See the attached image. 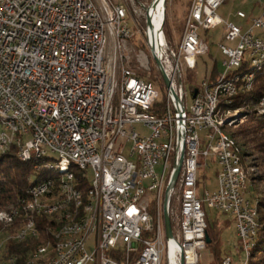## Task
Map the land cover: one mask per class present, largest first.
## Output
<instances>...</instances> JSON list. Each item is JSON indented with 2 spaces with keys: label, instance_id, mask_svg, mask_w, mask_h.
Listing matches in <instances>:
<instances>
[{
  "label": "built area",
  "instance_id": "1",
  "mask_svg": "<svg viewBox=\"0 0 264 264\" xmlns=\"http://www.w3.org/2000/svg\"><path fill=\"white\" fill-rule=\"evenodd\" d=\"M227 1L192 0L177 50L166 37V0L143 5L145 50L132 67L135 31L124 1L0 0V112L22 121L23 157L54 153L64 164L83 162L98 187L92 226L62 249L60 264H201L206 207L233 219L246 264L258 230L254 201L241 161L208 118L224 74L190 89L186 79L210 51L201 32L222 25L223 40L232 44H220L226 70L245 57L264 59V14L245 27L225 22L218 10ZM151 62L157 81L138 73L150 75ZM240 91L243 86L229 88L223 97L234 99ZM9 128L0 124V139ZM205 160L218 166V188L201 194ZM177 188L176 233L168 237L165 211L171 219ZM32 190L44 213L65 217L66 194L57 197L53 186ZM16 212L25 217L22 200ZM16 212L6 223L18 222ZM26 231L33 230L27 225ZM18 236H10L9 246ZM219 264L235 262L227 256Z\"/></svg>",
  "mask_w": 264,
  "mask_h": 264
},
{
  "label": "rangeland",
  "instance_id": "2",
  "mask_svg": "<svg viewBox=\"0 0 264 264\" xmlns=\"http://www.w3.org/2000/svg\"><path fill=\"white\" fill-rule=\"evenodd\" d=\"M124 1L125 5L129 10V24L135 31V36L130 42L131 47V56L133 65L136 61V54H139L141 51L145 50L144 44V12L142 11L143 5H148L151 0H119ZM192 0H166V23L167 30L169 32L170 42L169 46L177 50L179 42L183 36L185 29V19L187 17L190 2ZM238 12H243L248 16V20H242L238 17ZM264 14V0H229L223 4L218 10V15L225 21L232 23L237 26L245 27L249 23V19L259 18ZM166 31V29H165ZM225 34L224 26H220L214 30L209 31L208 33L201 32V35L206 39L209 44L210 51L207 55L202 56L198 59L197 69L195 71H188L186 73L187 85L188 88H194L200 84L203 80L208 78L210 75L212 79H216L218 76L223 75L226 71L223 63L225 61V56L220 52V44L225 43L227 45H232L231 43L223 40ZM167 37V34H166ZM168 40V38H167ZM234 45V44H233ZM249 57H246V60H249ZM135 60V61H134ZM152 61V60H151ZM216 66L217 71L213 70ZM251 66V65H250ZM137 69V68H136ZM142 70H138V73L142 74L144 77L152 79L153 81L158 80V72L156 65L151 62V72L150 75L142 73ZM243 76V75H242ZM221 77H219L220 81ZM252 83L249 87V92L252 91L255 86V76L251 79ZM248 91H240L243 93ZM238 96V95H237ZM236 96V97H237ZM236 97L232 100L230 106H227V116L228 120L232 122V126L227 128L229 134L235 136V134L245 127L247 116L250 112H254L256 116H264V95L258 100V102L249 108L241 105V107L232 109L231 105H234ZM230 112V113H229ZM136 130L142 135H148V130L143 127L141 124L135 125ZM253 138V137H252ZM235 139L244 154V162L249 173V198L257 203L264 199V145L263 142L253 141V140H243L241 137L236 136ZM244 147V148H243ZM54 157V156H51ZM56 158V156L54 157ZM204 166L199 169V191L201 194L205 190L215 191L218 188V166L214 161L208 162V160L203 161ZM52 165L57 166V169H43L46 172H49L48 178H58L63 175L65 172H74L76 169L64 164V161L53 160ZM209 164V167H205L206 164ZM36 168V166H35ZM37 169V168H36ZM43 179V180H45ZM179 203V190L177 188L176 192L172 198V210L173 206L178 210ZM178 212V211H177ZM206 212L208 219L210 221L216 220L214 227L209 226L210 234H212L213 229L217 232H220V243L216 245L219 249V257H216L214 248L207 247V250L202 252L201 264H212L213 262H218V259H224L227 256H230L234 259L235 264H242L245 258V254L242 252L240 246V241L237 237L236 226L232 218L225 216L215 210L209 209L206 207ZM177 214V213H176ZM171 220V219H170ZM208 224V222H207ZM19 227L9 229L10 233H14ZM3 230V228H2ZM223 231V233H222ZM210 238V237H209ZM257 239V238H256ZM256 243V241H255ZM209 245V244H208ZM89 250H92L91 243L88 246ZM247 259V258H246ZM252 260L251 252L248 257V262ZM221 263V262H220Z\"/></svg>",
  "mask_w": 264,
  "mask_h": 264
},
{
  "label": "bare ground",
  "instance_id": "3",
  "mask_svg": "<svg viewBox=\"0 0 264 264\" xmlns=\"http://www.w3.org/2000/svg\"><path fill=\"white\" fill-rule=\"evenodd\" d=\"M249 58V60H246L245 57L242 65H237L225 71L224 76H222L219 81V87L217 90H213L214 104L209 107L208 110L210 123L216 128V131L229 146V149L234 151L237 161H241L242 171L246 174L248 183L249 173L247 172L244 156L242 155V147L238 145L237 140L226 130L228 127L230 128L232 126V122L228 120V116L222 114V110L227 109V106H230L233 100H227L223 97V95L228 94L229 88L239 89L243 86V91L246 89L249 91V87L247 86H250L252 83V73H246L243 76L240 74L241 76H239L236 74V71L239 70L245 63H248V65L253 67L264 66V59L260 60V56H250ZM10 123L11 128H9L8 131H1L0 156L9 152L11 147H15L17 150V156L22 162H31L33 160L41 162L40 165H36L37 169H57L58 167L52 165L51 162L53 160L64 161L61 157H58V155L54 153H40L23 157L24 125L22 121L19 117H15V115H8L0 112V124L9 125ZM51 156H56V158ZM68 165L84 173L83 176L88 178L89 187L86 194L81 191L79 181L74 172L67 171L56 179L48 178L42 180L36 185H33L37 186V188L53 186L57 197H64L66 194V198H68V200L65 202V208L62 209V216L65 217L58 220V222L61 223L60 228L51 232L52 240H43L24 258L20 255H13L10 251L11 246L21 245L30 240H39L40 232L37 228L36 218L41 216L55 217L56 213H44L43 209H41V196H36V193L32 190L33 186L29 190L28 200H22L24 203L25 219L20 226H17L19 228L14 233H10L9 229L15 228L16 224L6 222L8 214L15 213L18 208L11 206L7 209L0 210V224L3 227V230L0 231V264H60L62 249H65L70 241H76L79 237H84L88 234L89 229L92 226L95 209L99 206L98 187L92 182V177H90V173H87V168L83 162L71 161ZM78 199H80L79 203ZM256 202H254L253 206L254 226H258V205ZM19 215V212H16V220ZM27 225L28 230H33L34 232H24ZM258 230H255L251 244L249 248H247L246 264L248 262L249 254L254 248ZM18 234L21 235L18 236ZM10 236L18 237L13 240L12 244L9 246ZM8 246L9 253L6 256Z\"/></svg>",
  "mask_w": 264,
  "mask_h": 264
},
{
  "label": "trees",
  "instance_id": "4",
  "mask_svg": "<svg viewBox=\"0 0 264 264\" xmlns=\"http://www.w3.org/2000/svg\"><path fill=\"white\" fill-rule=\"evenodd\" d=\"M191 4V2H190ZM166 34L168 41L170 42V35L167 30V23L165 24ZM217 71L216 66L214 69ZM246 73H252L255 76L256 86L252 91H245L238 94L234 105H231L232 109L241 107V105L246 107H253L258 100L264 95V66L262 67H253L245 63L239 70L236 71V74L239 76ZM241 74V75H240ZM227 109L222 110V114H226ZM244 128L239 130L235 136L241 137L243 140H253V141H262L264 145V116L259 117L250 112L247 116V121ZM253 137V138H252ZM244 156V154H242ZM39 161L31 162H22L17 156V150L15 147H11L9 152L0 156V210L7 209L8 207L14 206L19 208V203L21 200H28V193L30 188L33 185L41 182L47 176L49 172L45 170L36 171V165H40ZM78 181L81 191L86 194L88 190V178L84 177L82 172L75 170L74 171ZM177 209L173 206L171 213V226L173 231L176 233V225L174 224V216H176ZM18 222L16 227L20 226L23 223L25 217H23V212H19ZM208 229L207 233L211 239V243L207 247L214 248L216 257H219V249L216 245L220 243V232L213 229L212 234H210L209 226L214 227L216 220L213 222L208 219ZM36 224L38 231L40 232L39 240H30L21 245H12L11 253L13 255H20L23 258L39 245L43 240L51 241L52 240V231L58 230L61 226V223L56 220L55 217L41 216L36 218ZM258 234L254 248L251 251L252 260L248 264H264V199H262L258 206ZM2 225L0 224V231H2ZM223 233V231H222ZM218 262H213L212 264H219L222 259H218Z\"/></svg>",
  "mask_w": 264,
  "mask_h": 264
},
{
  "label": "water",
  "instance_id": "5",
  "mask_svg": "<svg viewBox=\"0 0 264 264\" xmlns=\"http://www.w3.org/2000/svg\"><path fill=\"white\" fill-rule=\"evenodd\" d=\"M149 23L150 22L148 21V24ZM164 80H165L166 84H169V81L166 79V77H164ZM182 162H183V159L181 160L180 166L177 169V172H176L175 177H174V181L177 180V178L180 174ZM165 223H166V228H167V235H168V237H172L173 231H172V226H171V220H170V217L166 211H165ZM206 241L208 244L211 243V239L209 238L208 234L206 235Z\"/></svg>",
  "mask_w": 264,
  "mask_h": 264
}]
</instances>
